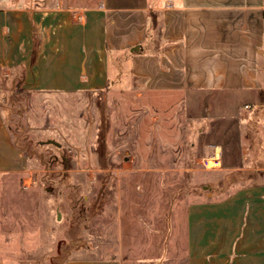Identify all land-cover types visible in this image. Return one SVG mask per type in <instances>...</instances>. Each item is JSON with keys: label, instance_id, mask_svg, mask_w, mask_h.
I'll use <instances>...</instances> for the list:
<instances>
[{"label": "rangeland", "instance_id": "1", "mask_svg": "<svg viewBox=\"0 0 264 264\" xmlns=\"http://www.w3.org/2000/svg\"><path fill=\"white\" fill-rule=\"evenodd\" d=\"M20 1L83 8L101 0ZM187 16L186 71L201 89L153 90L130 56L111 53L108 86L95 98L97 166L80 158L86 149L74 144L72 130L36 125L37 96L15 79L2 82L1 108L25 169L0 173V264H66L78 256L185 264L187 204L264 178L260 124L248 96L205 88L218 69L249 65L257 54L250 47L259 33L249 24L254 16ZM51 114L45 106L43 118Z\"/></svg>", "mask_w": 264, "mask_h": 264}, {"label": "crops", "instance_id": "2", "mask_svg": "<svg viewBox=\"0 0 264 264\" xmlns=\"http://www.w3.org/2000/svg\"><path fill=\"white\" fill-rule=\"evenodd\" d=\"M216 10L254 16L249 24L259 33L250 47L257 54L245 60L249 65L218 69L216 81L205 88L248 96L250 115L260 124L264 163V0H101L83 8L59 1L0 0V92L6 80L21 83L27 94L42 102L36 108V125L72 130L78 137L74 144L86 149V157L80 158L97 166L94 144L100 119L95 98L108 86L111 53L130 56L153 90L201 89L192 87L186 71L187 15ZM45 106L52 111L51 119L43 118ZM15 146L0 99V173L25 169L23 154ZM220 156L217 147L216 163ZM218 192L208 191L187 204L185 264H264V178L226 194ZM66 264L121 262L115 257L78 256Z\"/></svg>", "mask_w": 264, "mask_h": 264}, {"label": "trees", "instance_id": "3", "mask_svg": "<svg viewBox=\"0 0 264 264\" xmlns=\"http://www.w3.org/2000/svg\"><path fill=\"white\" fill-rule=\"evenodd\" d=\"M19 89H20V90L22 89V91L24 90V88H22V87H20Z\"/></svg>", "mask_w": 264, "mask_h": 264}, {"label": "water", "instance_id": "4", "mask_svg": "<svg viewBox=\"0 0 264 264\" xmlns=\"http://www.w3.org/2000/svg\"><path fill=\"white\" fill-rule=\"evenodd\" d=\"M56 144H58V143H56Z\"/></svg>", "mask_w": 264, "mask_h": 264}]
</instances>
